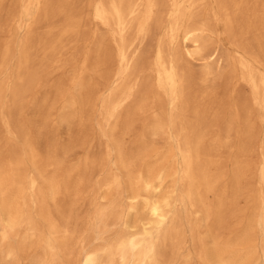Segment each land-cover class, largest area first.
I'll return each instance as SVG.
<instances>
[{
  "label": "bare ground",
  "instance_id": "bare-ground-1",
  "mask_svg": "<svg viewBox=\"0 0 264 264\" xmlns=\"http://www.w3.org/2000/svg\"><path fill=\"white\" fill-rule=\"evenodd\" d=\"M22 15L29 21L14 72L7 93L0 88L2 124L20 138L17 144L0 131V254L10 264L26 247L40 250L31 264L68 258L81 232L73 204L94 187L102 161L86 154L69 165L64 155L84 144L98 100L108 125L105 148L115 152L119 172L96 184L106 204L94 209L92 229L100 234L119 220L122 228L85 250L81 264H264V189L250 184L258 143L256 176L264 188V0H0V32L8 33L0 40V75L13 56L6 27H20ZM89 19L103 31L90 30ZM221 33L233 53L224 51ZM146 38L156 39L150 53ZM66 43L73 51L60 58ZM218 59L223 65L214 66ZM192 60H206L202 70ZM52 64L68 67V75L49 82ZM58 101L66 143H56L48 126ZM128 134L135 139L125 146ZM234 136L227 170L222 153ZM185 232L192 255L182 252Z\"/></svg>",
  "mask_w": 264,
  "mask_h": 264
},
{
  "label": "rangeland",
  "instance_id": "rangeland-1",
  "mask_svg": "<svg viewBox=\"0 0 264 264\" xmlns=\"http://www.w3.org/2000/svg\"><path fill=\"white\" fill-rule=\"evenodd\" d=\"M10 0H4V4L8 5ZM20 22L21 26L16 27L14 22H10L8 26L6 27V30L11 32V40L13 43V56L9 61L7 74L0 75V88L4 93H7L6 88L9 85L11 76L14 72V67L16 65V48L19 41L24 37L26 29L25 25L29 21V17L22 15L20 16ZM216 27V22H214ZM87 27L90 30H97V31H103V29L95 24V22L92 19H89L87 23ZM217 28L219 31H222V25L220 23L217 24ZM39 30L45 31V27L39 28ZM8 38L7 32H0V40L5 41ZM213 39H216V35L212 36ZM219 38L223 44V49L226 52L233 53V46L229 42L228 38L224 34H220ZM156 39L155 38H146L143 42V48L145 49V52H151L155 46ZM73 43H66L61 50L60 58L68 57L70 53L73 51ZM87 46H90L89 42H79L78 47L86 48ZM81 57V54L79 55ZM78 56L77 60H80L81 58ZM90 63L93 61V53L90 52ZM206 60H192V67L196 71H200L203 68V65ZM214 66L216 64L223 65V62L221 59H218L214 62ZM55 65V64H54ZM53 64L49 66L50 74L48 76L49 82L54 81L58 79L59 77H66L69 73L68 67H56ZM91 65H89V69L86 70L82 75L85 79H88L92 75ZM8 75V76H7ZM211 76H209V79L211 80ZM113 81V78L109 79V84H111ZM240 85V91L244 94H247L249 92V87L245 84ZM71 82L66 80L64 87L71 89ZM107 91L102 89L98 91V95L101 98L102 96L106 95ZM232 94V93H231ZM61 102L58 101L55 104V109L53 110L52 114L49 116L48 119V126L52 128L55 132L54 134V141L56 143H66L70 136L67 133L64 126L58 125L56 121V114L59 109ZM25 113H30V110L26 108ZM137 127V126H136ZM108 128L107 123L102 118V114H100V105L99 101H96L95 111L93 114V119L91 122V130L89 131L87 137L85 138L83 145H75L73 146L68 153L64 155V161L67 164H80L85 160L86 154H96L98 155V158L101 157L102 161V169H96L94 173L91 176V183L93 186H87L84 190V193L81 194V196L77 199V201L73 204V213H75L78 218L77 221L81 226V232L77 235L76 238L71 242L70 244V253L68 255V258H64L60 264H81V257L85 250L95 247H100L103 243L110 241L113 239V237L116 235V233L122 228V223L117 221L114 224L108 223L107 225L102 227V231L100 234H97L95 230L92 229L93 226V213L94 209L99 206V204L103 203L106 204L105 199H100L99 194L103 190V187L98 188L96 185L97 183H102L105 179H107L112 173H118L116 165L114 164L115 159V152L113 150H108L105 148V145L108 144L110 146V141L108 140L106 132ZM137 130L139 128L137 127ZM0 131H2V134L5 137H9L10 141L15 142L17 144L20 143V138L16 137L14 133L9 132L4 124H2V120L0 119ZM261 137V134L258 136L257 140H259ZM135 139L134 134H128L123 137V144L125 146H128L132 143V141ZM235 136L230 140V143L228 144V147L225 149L224 153H222V160L225 165V169H230L232 167V159L231 155L235 150V143H234ZM165 140L160 139L159 143L163 144ZM258 142V141H257ZM41 151L45 150L44 143L41 144ZM253 159H254V171L253 176L250 179V184L253 190L257 191L259 189H264L258 182L257 176H256V167L259 160V149H258V143L255 145L254 153H253ZM30 168H27L26 173H29ZM121 176H123L121 174ZM108 198V197H107ZM213 198L210 195V199ZM68 200V198H66ZM122 204L125 205V200L123 199ZM239 204L241 206H245L246 203L243 199H240ZM74 221L71 218V223ZM233 222L234 227L239 229V224H237L238 219H231ZM259 227H256L255 229V241L261 242V234L259 232ZM25 232L24 228L21 227L18 229L17 235L14 236L11 239V242L15 243L18 241L19 236ZM231 235V233L225 232L223 233V237ZM184 247L182 249V252L186 254L187 252H191V255L194 254V251L192 250L190 237L188 235V232L184 233ZM40 252V250L33 249V248H24L22 251L19 252V257L17 258L16 264H31V258L36 253ZM179 262H172L170 264H178ZM0 264H10L9 258L6 256H2L0 254Z\"/></svg>",
  "mask_w": 264,
  "mask_h": 264
}]
</instances>
